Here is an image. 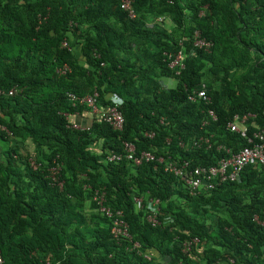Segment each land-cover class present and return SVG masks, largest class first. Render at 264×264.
<instances>
[{
  "label": "trees",
  "instance_id": "obj_1",
  "mask_svg": "<svg viewBox=\"0 0 264 264\" xmlns=\"http://www.w3.org/2000/svg\"><path fill=\"white\" fill-rule=\"evenodd\" d=\"M132 8L135 18L120 0H0V264H264L253 220L264 217V166L248 164L238 181L192 195L155 161H105L125 141L192 165L215 164L225 155L219 145L247 144L226 124L251 113L249 135L252 122L264 125V0H132ZM147 13L175 25H149ZM196 30L209 50L192 45ZM180 49L184 67L175 74L168 54ZM64 64L70 71L60 74ZM163 78L176 83L166 87ZM202 82L210 102L189 101ZM94 89L100 109L117 96L121 130L95 117L88 128L69 126L66 114L89 110L68 93ZM208 109L217 118L203 124ZM201 137L209 147L194 146ZM54 160L62 189L49 176ZM95 190L122 211L131 241L112 238ZM133 195L160 200L159 225L145 220ZM192 237L199 243L182 252Z\"/></svg>",
  "mask_w": 264,
  "mask_h": 264
},
{
  "label": "built area",
  "instance_id": "obj_2",
  "mask_svg": "<svg viewBox=\"0 0 264 264\" xmlns=\"http://www.w3.org/2000/svg\"><path fill=\"white\" fill-rule=\"evenodd\" d=\"M120 5L123 10L128 14L129 18H135L136 13L132 8V0H120ZM164 16H159L158 21H162ZM182 44V42H180ZM192 45L197 48H203L209 50L212 42L201 35L196 30L192 35ZM63 46H67L66 41L63 42ZM183 49L178 50L175 54H168L170 59V68L175 69V74H179L184 67L183 64ZM70 71L68 65L64 64L58 69L60 74H65ZM16 92L15 88L9 90L8 94L12 95ZM2 91L0 90V94ZM98 91L94 89L92 93L84 96H76L73 93H68L69 99L72 104L85 105L89 112L97 119H100L108 123L114 130H121L123 126V116L118 109L119 100L115 94L110 95L112 105L107 108L100 109L97 105ZM188 100L195 102L201 100L205 103H209L211 98L207 93V87L202 82L198 87L191 89L188 92ZM67 117V114H66ZM254 117V114L243 113L234 114L232 119L227 122L226 127L230 132H234L242 139H246L247 144L241 146L235 150L234 147L229 145H219L217 149H221L225 152L224 156H221L215 164L209 165H192L188 160L172 159L170 156L166 159L164 156L156 155L151 151L142 150L136 152L135 146L130 142H123L122 152L109 151L105 156V161L113 162L119 161L125 158L132 162L133 165H139L142 162L155 161L163 166V170L174 175L182 184L187 188L190 194L194 195L201 192H209L221 185L224 182L238 181L242 170L248 164H256L264 166V125H258L252 122V126L255 131L251 135L248 134V121ZM216 114L212 109L207 110V119L203 121V124H208L209 121L216 120ZM69 126L73 128H83L77 123L69 122ZM88 128V127H87ZM149 137L153 136L152 132H146ZM169 142V141H168ZM203 142L210 146L209 139L201 137L196 141H193L194 146ZM180 146H184V143L179 142ZM29 164L32 168H36L38 164L32 157L28 158ZM55 165L50 167L49 176L52 182L62 189L63 181L59 179L60 164L55 161ZM92 200L96 204V210L110 220V234L113 239L120 241L121 239H129L131 236L128 231V224L124 219L123 213L119 209H113L106 204V196L103 190H95ZM133 201L138 208H144L145 220L152 226L160 224L158 213L160 210V200L158 198H147L144 200V196L133 195ZM253 220L261 227L264 234V217L254 215ZM199 243L198 238L192 237L185 240L181 244L182 252L188 253L194 246ZM132 249L139 247L138 242H133ZM150 259V256H144ZM226 264H233V259L228 257L223 260ZM222 261H216L213 264H222ZM0 263L2 258L0 256ZM42 264H52L49 257L42 261Z\"/></svg>",
  "mask_w": 264,
  "mask_h": 264
},
{
  "label": "rangeland",
  "instance_id": "obj_3",
  "mask_svg": "<svg viewBox=\"0 0 264 264\" xmlns=\"http://www.w3.org/2000/svg\"><path fill=\"white\" fill-rule=\"evenodd\" d=\"M146 17H147V24H152L153 22H159L160 24H162L163 25V27L164 28H166L167 30H171L172 28H173V26L175 25L174 24V22L169 18V17H167V16H165L164 17V19L162 20V21H158V16L157 17H155V15H152V14H149V13H147V15H146ZM163 83H164V85L166 86V87H171V86H174L175 85V80H173V79H169V78H163ZM146 197L144 196V200H146L145 199ZM138 208H139V206H138ZM210 217H211V219H214V216H212V215H210ZM140 247H138V248H136L135 250H138L137 252H138V254H141L142 255V257L144 258V259H147V260H153V256H155L154 255V253H152L151 251L149 252V251H141L140 249H139ZM130 249H132V247L130 248ZM150 256V259H148V258H145L144 256Z\"/></svg>",
  "mask_w": 264,
  "mask_h": 264
},
{
  "label": "crops",
  "instance_id": "obj_4",
  "mask_svg": "<svg viewBox=\"0 0 264 264\" xmlns=\"http://www.w3.org/2000/svg\"><path fill=\"white\" fill-rule=\"evenodd\" d=\"M111 95V94H110ZM92 117H94L89 111L77 112L74 114H67V118L71 123H77L83 128L89 127ZM87 212H89V208L87 207ZM94 211V209L92 210ZM222 264H226L223 260Z\"/></svg>",
  "mask_w": 264,
  "mask_h": 264
}]
</instances>
